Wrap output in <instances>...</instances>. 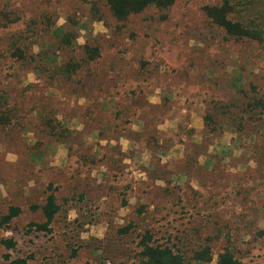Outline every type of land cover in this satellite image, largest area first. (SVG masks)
<instances>
[{
	"label": "rangeland",
	"instance_id": "rangeland-1",
	"mask_svg": "<svg viewBox=\"0 0 264 264\" xmlns=\"http://www.w3.org/2000/svg\"><path fill=\"white\" fill-rule=\"evenodd\" d=\"M226 2L259 40L214 24ZM147 232L187 264H264V0L125 21L100 0H0V264H140Z\"/></svg>",
	"mask_w": 264,
	"mask_h": 264
},
{
	"label": "trees",
	"instance_id": "trees-1",
	"mask_svg": "<svg viewBox=\"0 0 264 264\" xmlns=\"http://www.w3.org/2000/svg\"><path fill=\"white\" fill-rule=\"evenodd\" d=\"M103 1L108 7L112 16L118 21H125L129 16L141 13L148 8L157 9H167L176 0H100ZM233 8L229 2L224 3V6L215 11H209L208 17L216 24L221 27L229 38L240 40V39H256L259 40V32L254 30H248L243 27L240 23H232L228 19V15L232 13ZM18 20V19H17ZM15 21V20H14ZM13 21V22H14ZM16 22V21H15ZM14 22V23H15ZM89 60H93L90 56ZM85 65L84 62L73 63L72 65H67L66 70L60 74V77L65 75L72 76L76 74ZM58 212V206L56 204V199L51 194L47 196L44 206L41 208V214L43 216L44 222L42 224L35 225L37 231H49V225L54 220ZM20 213L18 208L10 207L8 215L3 218L5 224H7L12 218L16 217ZM128 229H123L120 232L127 233ZM138 261L140 264H187L184 257L175 253L172 249L164 247H157L152 244L151 236L147 232L139 240L138 243ZM202 252V251H201ZM199 252L196 255V262H203L209 258V249L204 248L203 252ZM12 264H27L25 259H17L13 261ZM217 264H240L233 255L225 250L218 256Z\"/></svg>",
	"mask_w": 264,
	"mask_h": 264
}]
</instances>
